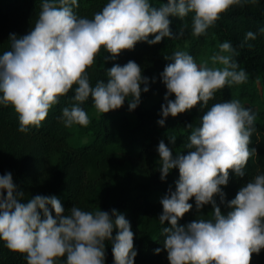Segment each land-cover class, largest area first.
<instances>
[{"label": "clouds", "instance_id": "1", "mask_svg": "<svg viewBox=\"0 0 264 264\" xmlns=\"http://www.w3.org/2000/svg\"><path fill=\"white\" fill-rule=\"evenodd\" d=\"M239 3L161 0L154 5L151 0H107L102 10L88 18L73 10L78 0H42L34 25L22 35L10 33L11 47L0 54V105L13 106L21 132L40 127L50 108L70 89L75 103L64 106L58 117L66 126L89 123L81 106L89 97L97 114L119 108L126 98L129 110L135 109L141 92L149 88V77L129 59L107 68L106 82L98 79L92 85L86 69L101 47L110 54L103 59L115 60L137 41L154 44L163 37L179 38L187 25L174 35L169 17L183 18L189 13L191 33L199 36L229 6ZM149 34L155 35L149 39ZM255 36L256 32L248 30L245 40ZM235 53L229 40L219 43L218 50L201 63L185 50L174 51L168 58L171 62L159 73L166 91L157 123L164 125L170 114L175 116L198 101L205 108L218 89L246 81L248 74L238 68ZM172 94L174 99L169 98ZM254 119L255 113L239 99L220 100L202 113L183 145L186 154L173 153L163 139L159 141L161 180L171 169L179 171L175 189L169 187L160 199L159 221H168L162 232L169 264H250L251 254L264 248V172L248 179L226 201V214L214 198L218 194L225 202L221 186L228 182L229 169L243 176L248 158L256 152L249 147ZM175 137L169 139L174 142ZM24 195L11 171L0 175V240L24 253L27 264H105L106 242L112 246V264H134V233L123 212L115 207L91 211L75 204L65 212L55 194H35L26 200ZM190 197L196 209L211 203L212 218L178 223L193 207Z\"/></svg>", "mask_w": 264, "mask_h": 264}, {"label": "trees", "instance_id": "2", "mask_svg": "<svg viewBox=\"0 0 264 264\" xmlns=\"http://www.w3.org/2000/svg\"><path fill=\"white\" fill-rule=\"evenodd\" d=\"M106 2L107 0H78V6H74L73 10L78 16L92 18L96 11L102 10ZM151 2L158 5L161 0ZM41 5L42 0H0V54L11 47L10 33L22 35L30 30L41 11ZM191 15L189 13L183 18L169 17L174 35L182 25H187L179 38L163 37L154 44L137 41L133 48L121 50L115 60L103 59L110 54L101 47L94 63L86 69L92 85L98 79L106 82L107 68L114 63L122 65L129 59L141 65L142 75L154 72L156 81L149 82L148 90L141 92L140 103L135 109L129 110L126 98L119 108L97 114L89 97L81 102L89 115V123L66 126L58 117L64 106L75 103L71 100L74 91L70 89L50 108L40 127L30 126L28 132H21L18 130V114L13 106L0 105V175L6 170L11 171L18 190L25 193V200L35 194H55L61 200L65 212L73 204L91 211L115 207L123 212L134 233L133 243L137 249L134 264H169L167 251L163 248L165 234L162 232L168 221L160 223L162 204L151 200L150 194L145 193L146 187H143L142 193H134L135 188L141 187H131L130 178L126 175L110 177L102 172L128 162L145 173L148 184L160 192L161 197L169 187L175 189L179 171L173 168L161 180L157 145L163 139L173 153L186 154L188 149L183 147L184 143L199 125L202 113L214 103L210 98L208 105L201 108L198 101L192 107V112L186 109L175 116L170 114L165 118L164 125L157 123L166 91L159 73L171 62L168 58L176 51L186 30L191 29ZM261 28H264V0H241V3L231 5L222 12L219 19L204 33L195 36L187 52L197 59L204 37L215 34L222 42L231 41L236 49L234 59L238 62V68H244L248 77H261L264 84V32L260 31ZM248 30L256 32L254 39L245 40ZM153 35L155 34H149V39ZM155 91L161 95L160 104L157 107H147L146 104ZM169 98L174 99V94ZM217 101L220 99H215ZM256 118H259V122L255 121ZM255 119L249 147L255 148L256 152L248 158L244 175L240 176L229 169L228 182L221 186L225 202L221 203L219 195H215L222 213L226 214L229 210L226 201L233 198L248 179L258 172H264V110L255 112ZM189 124H192V128L188 127ZM173 134L176 135L174 142L169 139ZM83 139L86 141L83 142ZM91 169L100 173L94 180L88 176ZM196 218L201 217L194 216L188 210L178 223L184 224ZM115 231L114 229L113 235ZM106 243L105 264H112V246L110 242ZM157 247L161 249L160 252L154 251ZM24 256V253L6 247L4 241L0 240V264H27ZM258 260L264 264V248L259 253L251 254L250 264H256Z\"/></svg>", "mask_w": 264, "mask_h": 264}, {"label": "rangeland", "instance_id": "3", "mask_svg": "<svg viewBox=\"0 0 264 264\" xmlns=\"http://www.w3.org/2000/svg\"><path fill=\"white\" fill-rule=\"evenodd\" d=\"M195 36L192 35L191 29L186 30L184 36L182 37L181 42L176 46V50H185L189 49L191 42ZM203 43L200 46L201 52L197 59V63H201L202 61L208 59L215 51L218 50V44L221 43V39L219 36L213 35H206L202 41ZM211 63V61H209ZM149 82L154 83L156 81V75L154 72H149L148 75ZM155 77L153 81L151 78ZM224 96V97H223ZM221 98L232 99L236 98L241 101V103L246 106L250 107L255 112H260L264 110V84L262 82L261 77L251 78L248 79L240 84H226L222 88L218 89L212 100L215 102V99L221 100ZM161 95L158 91H155L149 98L146 106L147 107H157L160 104ZM189 112H192V108L188 109ZM255 121L259 122V118H256ZM83 142L86 140L83 139ZM75 140L73 139L72 143ZM97 170H89L88 176L91 179H96L99 176ZM103 175L107 176H114L117 174L126 175L130 178V186L135 188L137 185L141 188H135L136 190L134 193H142L143 187H146L145 193L150 194L151 200L153 202H158L161 199V193L155 190L152 186L148 184V179L145 173L141 170H138L132 167L128 162H125L123 165H116L110 168L109 170L102 172ZM215 198V197H214ZM189 202L192 203L193 207L189 209V211L193 212L194 216H200L201 218H212V204H205L201 209H196L194 197L189 198ZM217 202V201H216ZM219 205V203L217 202ZM220 206V205H219ZM256 264H261L259 260Z\"/></svg>", "mask_w": 264, "mask_h": 264}]
</instances>
